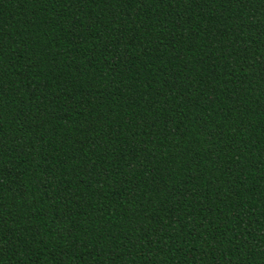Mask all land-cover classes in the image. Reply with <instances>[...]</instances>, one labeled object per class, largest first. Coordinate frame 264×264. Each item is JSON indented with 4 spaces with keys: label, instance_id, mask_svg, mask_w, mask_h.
Wrapping results in <instances>:
<instances>
[{
    "label": "trees",
    "instance_id": "trees-1",
    "mask_svg": "<svg viewBox=\"0 0 264 264\" xmlns=\"http://www.w3.org/2000/svg\"><path fill=\"white\" fill-rule=\"evenodd\" d=\"M0 264H264V0H0Z\"/></svg>",
    "mask_w": 264,
    "mask_h": 264
}]
</instances>
